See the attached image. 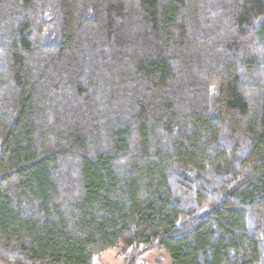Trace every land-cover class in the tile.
Instances as JSON below:
<instances>
[{"label":"trees","instance_id":"obj_1","mask_svg":"<svg viewBox=\"0 0 264 264\" xmlns=\"http://www.w3.org/2000/svg\"><path fill=\"white\" fill-rule=\"evenodd\" d=\"M264 264V0H0V264Z\"/></svg>","mask_w":264,"mask_h":264},{"label":"rangeland","instance_id":"obj_2","mask_svg":"<svg viewBox=\"0 0 264 264\" xmlns=\"http://www.w3.org/2000/svg\"><path fill=\"white\" fill-rule=\"evenodd\" d=\"M131 253L130 248L126 252H122V247L119 245L98 255L94 259V264H125ZM134 264H172V262L167 251L157 246L142 253Z\"/></svg>","mask_w":264,"mask_h":264}]
</instances>
